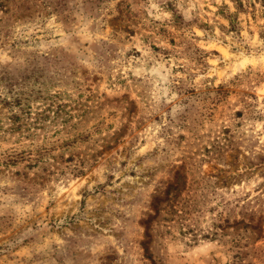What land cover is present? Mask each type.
Listing matches in <instances>:
<instances>
[{"label":"rangeland","instance_id":"rangeland-1","mask_svg":"<svg viewBox=\"0 0 264 264\" xmlns=\"http://www.w3.org/2000/svg\"><path fill=\"white\" fill-rule=\"evenodd\" d=\"M224 4L0 0L1 88L57 93L0 104V264H264V2Z\"/></svg>","mask_w":264,"mask_h":264},{"label":"trees","instance_id":"trees-1","mask_svg":"<svg viewBox=\"0 0 264 264\" xmlns=\"http://www.w3.org/2000/svg\"><path fill=\"white\" fill-rule=\"evenodd\" d=\"M234 3L235 10L232 11L231 7L227 4H224L221 8L225 9V15L227 19L229 20V24L227 26H224L226 29V33L235 32L240 33L242 30V24L238 17L239 13H251V15L254 17L256 16V11L259 9L257 8L256 1L257 0H231ZM264 2V0H261ZM1 68V66H0ZM1 70V69H0ZM4 72H0V104H3L5 106L9 107V110L11 112V116L14 119L20 118L18 112L22 114L23 116H26L27 114L31 113L30 106L28 101L32 98L35 99H47V98H53L56 96L57 93H51L49 89H44L42 87H33L28 88L24 84L17 82L13 83L10 81H7L6 87L3 89L1 88V82L5 80L7 77ZM27 78V77H26ZM42 82L38 81V84H41ZM6 89V91H5ZM6 92V93H4ZM10 94V95H9ZM19 107L20 111H16L15 108ZM21 120V119H19ZM32 151V150H31ZM38 152H43L40 149H37ZM31 154V153H29ZM25 152H13L8 154V156L5 159H1L0 157V164L10 165V164H16L17 162H20L22 160H33L32 155H29ZM30 158V159H28Z\"/></svg>","mask_w":264,"mask_h":264}]
</instances>
